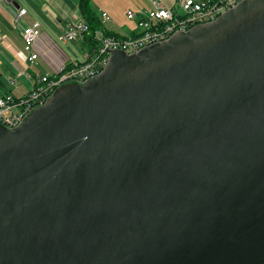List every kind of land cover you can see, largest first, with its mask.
I'll use <instances>...</instances> for the list:
<instances>
[{
  "label": "water",
  "instance_id": "water-1",
  "mask_svg": "<svg viewBox=\"0 0 264 264\" xmlns=\"http://www.w3.org/2000/svg\"><path fill=\"white\" fill-rule=\"evenodd\" d=\"M0 264H264V0L0 126Z\"/></svg>",
  "mask_w": 264,
  "mask_h": 264
},
{
  "label": "built area",
  "instance_id": "built-area-1",
  "mask_svg": "<svg viewBox=\"0 0 264 264\" xmlns=\"http://www.w3.org/2000/svg\"><path fill=\"white\" fill-rule=\"evenodd\" d=\"M254 0H178V8L167 9L155 3L148 14L139 16L140 33L127 39L96 37L101 45L98 51L87 54L85 61L77 63L70 70L63 65L54 75L46 74L39 78L41 86L22 96L8 94L0 97V126L8 130L20 128L38 109L49 104L57 92L68 84L85 86L104 74L111 64L112 56L117 52L127 57H136L142 53L170 43L178 36H188L193 30L217 24L228 13L235 11L240 5ZM26 11L21 9L18 18ZM129 19H135L136 14L128 12ZM105 23L110 17L102 14ZM90 28L83 20L74 23L61 37L64 43H74L90 36ZM24 40L23 52L26 56L27 74L33 70L39 59L35 48L42 38L41 25L38 22L26 26L22 31ZM16 78L10 81L14 86Z\"/></svg>",
  "mask_w": 264,
  "mask_h": 264
},
{
  "label": "crops",
  "instance_id": "crops-1",
  "mask_svg": "<svg viewBox=\"0 0 264 264\" xmlns=\"http://www.w3.org/2000/svg\"><path fill=\"white\" fill-rule=\"evenodd\" d=\"M79 1L0 0V97L26 95L41 86L40 75H54L63 65L70 70L75 64L85 61L92 48L87 42L88 36L74 43L61 40L63 33L81 20ZM124 3L126 6L119 10V4ZM155 3L167 9L178 8L179 5L178 0H93V8L104 25V30L99 31L100 37L127 39L138 35L139 16L152 11ZM21 9L26 14L19 19ZM130 11L136 14L133 20L127 16ZM103 13L110 17V25L104 23ZM33 22L40 23L42 30V38L35 48L39 59L35 68L24 75L21 72L26 71L27 66L22 31ZM14 78L16 83L11 86L10 81Z\"/></svg>",
  "mask_w": 264,
  "mask_h": 264
},
{
  "label": "trees",
  "instance_id": "trees-1",
  "mask_svg": "<svg viewBox=\"0 0 264 264\" xmlns=\"http://www.w3.org/2000/svg\"><path fill=\"white\" fill-rule=\"evenodd\" d=\"M93 0H80L79 1V13L81 19H83L89 26L91 35L86 37L87 42L91 44L90 52L98 51L101 45L100 40L96 37L97 31H103L104 25L100 20V15L94 10L92 5ZM110 36V33H107ZM137 36V35H136ZM135 37V36H134Z\"/></svg>",
  "mask_w": 264,
  "mask_h": 264
},
{
  "label": "rangeland",
  "instance_id": "rangeland-1",
  "mask_svg": "<svg viewBox=\"0 0 264 264\" xmlns=\"http://www.w3.org/2000/svg\"><path fill=\"white\" fill-rule=\"evenodd\" d=\"M125 6H126L125 3H124V4H119V10H121V9L124 8ZM105 23H106L107 25H110L109 22H106V21H105ZM72 84H75V83H72ZM67 89H68V88H67ZM64 91H65V90H64ZM64 91H63V90H62V92L60 91V92H61V93L59 92L60 95L63 94Z\"/></svg>",
  "mask_w": 264,
  "mask_h": 264
}]
</instances>
